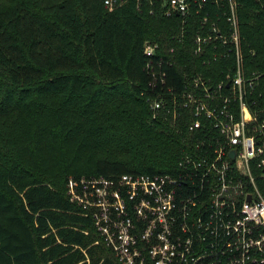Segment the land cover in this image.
<instances>
[{
  "label": "trees",
  "instance_id": "1",
  "mask_svg": "<svg viewBox=\"0 0 264 264\" xmlns=\"http://www.w3.org/2000/svg\"><path fill=\"white\" fill-rule=\"evenodd\" d=\"M235 1L244 73L259 75L256 112L264 110V0ZM223 10L207 0L182 38L181 17L166 16L162 1L109 11L104 0H0V264H120L70 200L68 179L178 172L196 140L192 116L153 118L147 64L167 72V86L198 73L223 79L229 61L194 53L201 16ZM146 40L159 44L161 64ZM258 184L264 195V179Z\"/></svg>",
  "mask_w": 264,
  "mask_h": 264
},
{
  "label": "built area",
  "instance_id": "2",
  "mask_svg": "<svg viewBox=\"0 0 264 264\" xmlns=\"http://www.w3.org/2000/svg\"><path fill=\"white\" fill-rule=\"evenodd\" d=\"M129 1L104 5L114 11ZM132 1L143 11L144 0ZM147 1H162L166 16L181 17L182 38L193 13L207 3ZM215 1L225 10L215 19L201 16L194 53L229 61L223 79L198 73L179 88L167 86V72L147 64L151 80L143 95L153 118L177 123L182 114L192 116L189 129L197 136L184 149L178 172L68 179L70 200L94 219L120 264H264V195L258 184L264 179V110L252 111L259 75L244 73L236 1ZM159 50L146 40L148 56L158 57Z\"/></svg>",
  "mask_w": 264,
  "mask_h": 264
}]
</instances>
